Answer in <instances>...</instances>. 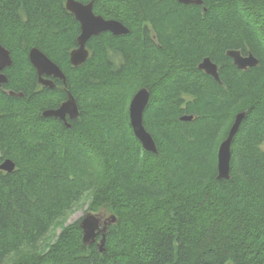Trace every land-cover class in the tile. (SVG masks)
Segmentation results:
<instances>
[{
  "label": "trees",
  "instance_id": "1",
  "mask_svg": "<svg viewBox=\"0 0 264 264\" xmlns=\"http://www.w3.org/2000/svg\"><path fill=\"white\" fill-rule=\"evenodd\" d=\"M65 3L0 0L13 58L0 86V162L15 163L0 170V264H264V0H95L96 14L130 32L91 37L80 66L70 62L80 23ZM32 47L67 76L80 108L69 127L43 116L57 95L39 85ZM230 49L258 65L239 69ZM205 57L220 81L198 67ZM142 87L158 153L130 122ZM244 111L231 177L218 178L219 145ZM80 203L116 217L104 251L83 242L81 219L66 224Z\"/></svg>",
  "mask_w": 264,
  "mask_h": 264
},
{
  "label": "water",
  "instance_id": "2",
  "mask_svg": "<svg viewBox=\"0 0 264 264\" xmlns=\"http://www.w3.org/2000/svg\"><path fill=\"white\" fill-rule=\"evenodd\" d=\"M94 1L87 3L79 0H66L65 6L80 23V34L77 37V46L70 52V62L74 66H80L86 62L90 56L88 41L93 36H97L102 32L109 31L114 35L127 34L130 29L117 19H106L94 11ZM183 4L202 5L203 0H177ZM206 10V8H205ZM227 55L232 58L233 63L242 70L258 65L259 60L253 53L249 52L244 55L240 50L230 49ZM29 59L36 70L38 81L44 85L52 86L53 81L44 78L43 75L62 78L66 81V75L62 68L53 61L45 52L37 47H32L29 51ZM13 65L11 52L0 41V86L8 82V76L5 69ZM198 67L211 75L216 81H220L219 66L212 61L210 57H205ZM12 96H23L22 92L16 93L9 91ZM150 91L146 87L140 88L132 97L129 104L130 122L136 137L141 141L143 147L147 151L158 153V148L152 134L146 129L143 123L144 110L150 100ZM69 113L70 117L76 119L80 116V108L75 97L70 94L68 99L62 103L57 109H48L43 111L44 117H57L65 119V115ZM246 112H240L236 115L232 126L229 129L227 137L220 143L218 148V178L230 179L231 177V145L232 140L237 133ZM193 115H182L180 120L190 121ZM69 127L70 124L67 123ZM15 169V163L7 158L0 162V170L12 172ZM116 221L114 215L109 217L102 213L87 212L80 220V227L83 234V242L91 244L97 241L100 251H104L106 243V234L108 226ZM101 238L97 240V237Z\"/></svg>",
  "mask_w": 264,
  "mask_h": 264
},
{
  "label": "flooded vegetation",
  "instance_id": "3",
  "mask_svg": "<svg viewBox=\"0 0 264 264\" xmlns=\"http://www.w3.org/2000/svg\"><path fill=\"white\" fill-rule=\"evenodd\" d=\"M43 77L51 79L53 81V83H52L53 85L50 86V85H44V84L40 83L38 81V76H37V81H38L39 85L42 88H44V89L52 91L50 94L53 97L55 95H57V96H55L56 98L54 99V101H50L51 105L47 106L45 108V110L57 109V108H59L62 105L63 102H65L68 99L69 95L72 94L71 91L68 88V85H67V76H66V81L64 79H62V78H56L54 76H47L45 74L43 75ZM48 118H54L56 120H59L60 122H62L65 125H67V123L70 124L71 120H73V118L70 117L69 113H67L65 115V119H61V118H57V117H53V116L52 117H48Z\"/></svg>",
  "mask_w": 264,
  "mask_h": 264
},
{
  "label": "rangeland",
  "instance_id": "4",
  "mask_svg": "<svg viewBox=\"0 0 264 264\" xmlns=\"http://www.w3.org/2000/svg\"><path fill=\"white\" fill-rule=\"evenodd\" d=\"M89 212L88 210V203H80L75 210L71 213V215L68 217V219L66 220V224H70L73 223L79 219H81L82 217H84V215ZM92 212V211H91ZM94 213H102L104 216L109 217L110 215H112L113 213L106 211V210H102L99 212H94ZM61 228H57L55 233L58 234L60 232ZM54 238V233H52L49 236L48 242H50L51 240H53Z\"/></svg>",
  "mask_w": 264,
  "mask_h": 264
}]
</instances>
